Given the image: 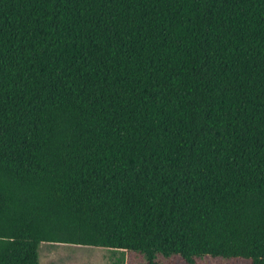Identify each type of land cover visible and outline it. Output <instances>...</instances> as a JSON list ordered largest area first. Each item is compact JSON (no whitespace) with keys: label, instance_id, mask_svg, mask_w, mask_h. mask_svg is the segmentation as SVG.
<instances>
[{"label":"trees","instance_id":"1","mask_svg":"<svg viewBox=\"0 0 264 264\" xmlns=\"http://www.w3.org/2000/svg\"><path fill=\"white\" fill-rule=\"evenodd\" d=\"M42 243L264 264V0H0V264Z\"/></svg>","mask_w":264,"mask_h":264},{"label":"rangeland","instance_id":"2","mask_svg":"<svg viewBox=\"0 0 264 264\" xmlns=\"http://www.w3.org/2000/svg\"><path fill=\"white\" fill-rule=\"evenodd\" d=\"M40 264H147L142 256L93 247L42 243L39 247ZM158 264H185L180 258H157ZM197 264H249L241 260L204 258Z\"/></svg>","mask_w":264,"mask_h":264}]
</instances>
